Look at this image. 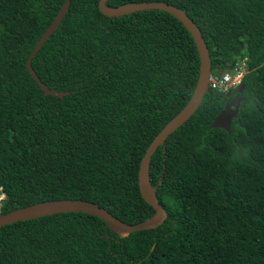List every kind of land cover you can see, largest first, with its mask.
<instances>
[{
	"label": "trees",
	"instance_id": "1",
	"mask_svg": "<svg viewBox=\"0 0 264 264\" xmlns=\"http://www.w3.org/2000/svg\"><path fill=\"white\" fill-rule=\"evenodd\" d=\"M64 1L0 0V213L84 199L136 224L155 212L139 190L141 159L189 101L197 47L168 12L109 17L99 0H71L32 59L48 88L68 91L46 95L27 60ZM132 1L143 0L107 4ZM156 1L200 27L214 74L248 59L243 84L209 89L153 154L165 222L126 237L81 212L14 222L0 227V264H264V0Z\"/></svg>",
	"mask_w": 264,
	"mask_h": 264
},
{
	"label": "water",
	"instance_id": "2",
	"mask_svg": "<svg viewBox=\"0 0 264 264\" xmlns=\"http://www.w3.org/2000/svg\"><path fill=\"white\" fill-rule=\"evenodd\" d=\"M108 1L109 0H99L98 7L105 16L109 17H118L146 9H159L168 12L177 18L187 28L195 42L199 54L200 63L198 78L189 101L154 137L147 147L140 162L138 170L139 190L144 201L152 206L155 212L144 221L136 224H129L122 221L96 202L84 199H55L37 202L10 210L6 213H0V227L18 221L37 219L58 213L81 212L100 218L105 222L110 230L122 237H126L132 232L157 228L165 222L168 216L166 209L160 204L156 188L151 182V158L156 152L157 148L160 145H164L169 135L181 127L197 111L203 101V98L209 91L210 77L212 75V61L210 51L200 27L194 22V20L184 9L174 4L167 3L165 1L143 0L126 2L117 6H111L107 4ZM70 2L71 0L64 1L55 18L37 41L31 55L27 60V70L39 83L46 95H56L57 97H63L68 94V91H58L48 88L32 67V59L37 54L42 45L46 42V40L50 37V35L59 26L62 18L65 16L70 7Z\"/></svg>",
	"mask_w": 264,
	"mask_h": 264
},
{
	"label": "built area",
	"instance_id": "3",
	"mask_svg": "<svg viewBox=\"0 0 264 264\" xmlns=\"http://www.w3.org/2000/svg\"><path fill=\"white\" fill-rule=\"evenodd\" d=\"M247 58H244L237 62L233 68L226 72H220L219 74L212 73L210 77L209 87L213 90L227 92L231 88L239 87L243 82V77L247 68ZM0 187V202L5 198V194L1 192Z\"/></svg>",
	"mask_w": 264,
	"mask_h": 264
},
{
	"label": "rangeland",
	"instance_id": "4",
	"mask_svg": "<svg viewBox=\"0 0 264 264\" xmlns=\"http://www.w3.org/2000/svg\"><path fill=\"white\" fill-rule=\"evenodd\" d=\"M238 100L237 99H233V101H231L228 106L220 113V115L218 116L215 124L217 126H227L231 117L235 114L236 112V107L235 105H237ZM233 104L234 107H231L230 105Z\"/></svg>",
	"mask_w": 264,
	"mask_h": 264
},
{
	"label": "clouds",
	"instance_id": "5",
	"mask_svg": "<svg viewBox=\"0 0 264 264\" xmlns=\"http://www.w3.org/2000/svg\"><path fill=\"white\" fill-rule=\"evenodd\" d=\"M247 61H248V59H247ZM247 72H248V64H247V68H246V72H245V74H244V77H245V75H246ZM212 73H213V72H212ZM244 77H243V81H244ZM242 84H243V82H242ZM242 84H241V85H242ZM241 85H240V86H241ZM240 86H239V87H240ZM209 89H211V88L209 87ZM1 192H2V191H1ZM2 193H3V192H2Z\"/></svg>",
	"mask_w": 264,
	"mask_h": 264
}]
</instances>
